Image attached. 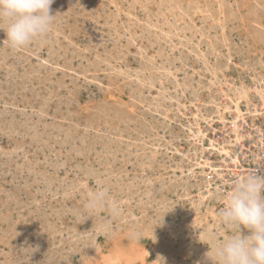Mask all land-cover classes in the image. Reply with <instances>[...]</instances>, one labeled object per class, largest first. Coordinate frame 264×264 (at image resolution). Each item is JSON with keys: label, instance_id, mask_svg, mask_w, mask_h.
Returning a JSON list of instances; mask_svg holds the SVG:
<instances>
[{"label": "rangeland", "instance_id": "rangeland-1", "mask_svg": "<svg viewBox=\"0 0 264 264\" xmlns=\"http://www.w3.org/2000/svg\"><path fill=\"white\" fill-rule=\"evenodd\" d=\"M180 1L190 0H54L55 31L47 42L21 51L3 46L6 34L0 30V264H213L207 253L214 244L238 234L218 222V212L233 177L252 167L264 174V162L256 165L264 159V106L253 93L248 108L242 105L246 123H238L244 136L238 144L217 120L209 126L200 118L195 122L194 115L202 101L209 106L220 97V84L211 78L216 67L220 66L224 83L244 82L253 89L258 81L264 84V40L258 39H264V0H205L214 16L203 11L179 13L175 6ZM151 77L157 79L155 85H150ZM174 83L179 87L174 89ZM198 128L207 136L199 137ZM256 132L262 144L255 139ZM228 140L229 155L210 150V141ZM135 150L140 152L136 155ZM233 153L240 161L235 170L230 162ZM206 160L212 168L195 166ZM76 185L84 187L72 191ZM98 186L120 204L119 217H112L110 207H105L87 218V192ZM108 221L111 233L95 227ZM133 231L136 239L130 237Z\"/></svg>", "mask_w": 264, "mask_h": 264}, {"label": "clouds", "instance_id": "clouds-1", "mask_svg": "<svg viewBox=\"0 0 264 264\" xmlns=\"http://www.w3.org/2000/svg\"><path fill=\"white\" fill-rule=\"evenodd\" d=\"M54 0H0V30L6 34L3 46L21 51L34 43H45L57 26V14L52 13ZM261 159L256 165H262ZM260 168L233 177L229 189L222 194L224 207L218 212V222L238 234L223 237L207 256L214 264H264V174ZM83 185H76L78 191ZM110 207L112 217L122 214L120 204L112 199L106 188L89 190L84 204L88 217ZM105 234L111 233V221L95 225ZM242 229L248 230L247 235ZM132 239L138 237L133 231ZM164 261V260H163Z\"/></svg>", "mask_w": 264, "mask_h": 264}, {"label": "bare ground", "instance_id": "bare-ground-1", "mask_svg": "<svg viewBox=\"0 0 264 264\" xmlns=\"http://www.w3.org/2000/svg\"><path fill=\"white\" fill-rule=\"evenodd\" d=\"M162 1V0H161ZM205 1V0H204ZM210 1H212V0H210ZM210 1H205V2H201V1H194V0H190V1H188V2H183V1H180V2H177V4H176V6H175V10L177 11V12H179V13H181V12H184V13H190V12H197V11H203V12H205L206 14H210V15H213L214 16V14H212L213 13V11L211 10L212 9V6L209 4V2ZM220 1V0H219ZM218 1V2H219ZM143 2V1H142ZM164 2V1H163ZM170 2H171V0H170ZM213 2V1H212ZM223 2H225V1H223ZM174 2H172V4H173ZM236 3V2H235ZM262 3V2H261ZM137 4V3H136ZM164 4H167V3H164ZM212 4V3H211ZM223 4H225V3H223ZM228 4V3H227ZM234 4V3H233ZM135 5V4H134ZM219 5V4H218ZM236 5H238V4H236ZM160 6V5H159ZM168 6V5H167ZM166 6V7H167ZM225 7L227 6V5H224ZM231 6H233V5H231ZM261 6H263V5H261ZM161 7V6H160ZM165 7V8H166ZM171 8H172V6H170ZM230 7V6H229ZM215 8H216V6H215ZM233 8V7H232ZM218 9H220V7L218 8ZM226 9V8H225ZM261 9H264L263 7L261 8ZM158 9H156V11H157ZM174 10V9H173ZM220 10H223V9H220ZM230 10V9H229ZM231 10H233V9H231ZM231 10H230V12H231ZM235 10V9H234ZM233 10V11H234ZM124 11V10H123ZM264 11V10H263ZM172 12V11H171ZM171 12H169V13H171ZM215 12V11H214ZM221 12V11H220ZM224 12V11H223ZM226 12V11H225ZM255 12V11H254ZM159 13V12H158ZM167 13H168V11H167ZM198 13V12H197ZM155 14V13H154ZM163 14V13H162ZM172 14H174V13H172ZM233 14V13H232ZM151 15V14H150ZM171 15V14H170ZM194 15V14H193ZM234 15H236V14H234ZM253 15H256V13H254ZM216 17H218V19H216L218 22H220V16H218V14L217 15H215ZM230 16L233 18V16L230 14ZM145 17V16H144ZM164 17H165V15H164ZM231 17H229V18H231ZM241 17V16H240ZM256 17V16H255ZM152 18V17H151ZM178 18V17H177ZM186 18V17H185ZM193 18H194V16H193ZM235 18V17H234ZM254 18V17H253ZM174 19V18H173ZM184 19V18H183ZM239 19V18H238ZM237 19V20H238ZM242 19V18H241ZM258 19V18H257ZM143 20V19H142ZM194 20V19H193ZM201 20V19H200ZM199 20V21H200ZM206 20V19H205ZM225 20V19H224ZM229 20H231V21H236V20H233V19H229ZM240 20V19H239ZM238 20V21H239ZM147 21V20H146ZM179 21V20H178ZM182 21V20H181ZM180 21V22H181ZM198 21V23H200ZM228 21V20H227ZM256 21V20H255ZM254 20L252 21V22H255ZM175 22V21H174ZM203 22V21H202ZM208 21H206V23H207ZM256 22H258L259 23V19H258V21H256ZM146 23V22H145ZM157 23V22H156ZM188 23V22H187ZM204 23L205 22H203V25H204ZM222 23V22H221ZM224 23V22H223ZM258 23H256L257 25H258ZM148 24V23H147ZM153 24H155V23H153ZM182 24V23H181ZM185 24V23H184ZM189 24V23H188ZM192 24V23H191ZM229 24H231V23H229ZM152 25V24H151ZM183 25V24H182ZM233 25V24H232ZM259 25H260V23H259ZM135 26V25H134ZM139 26V25H138ZM168 26V25H167ZM255 26V25H254ZM131 27V26H130ZM163 27H165V26H163ZM185 27V26H184ZM202 27H204V26H202ZM219 27V26H218ZM227 27V26H226ZM233 27V26H232ZM261 27V26H260ZM127 28H128V26H127ZM140 28V27H139ZM160 28V27H159ZM211 28V27H210ZM234 28V27H233ZM258 28V27H257ZM133 29V28H132ZM135 29V28H134ZM137 29H138V27H137ZM142 29V28H141ZM150 29V28H149ZM176 28H174V30H175ZM189 29V28H188ZM208 29V28H207ZM212 29V28H211ZM164 30H166V28L164 29ZM173 30V29H172ZM177 30V29H176ZM175 30V31H176ZM191 30V29H190ZM195 30V29H194ZM215 30V29H214ZM216 30H217V28H216ZM234 30V29H233ZM262 30H264V29H262ZM167 31V30H166ZM231 31H232V29H231ZM118 32H120V31H118ZM130 32V31H129ZM151 32V31H150ZM155 32V31H154ZM153 32V33H154ZM160 32V31H159ZM193 32V31H192ZM202 32H203V30H202ZM212 31H210V33H211ZM216 32V31H215ZM229 32H230V29H229ZM229 32H228V34H229ZM260 32H261V30H260ZM166 33V32H165ZM171 33V32H170ZM175 33V32H174ZM189 33V32H188ZM203 33H205V32H203ZM232 32H230V34H231ZM148 34V33H147ZM146 34V35H147ZM183 34H185V33H183ZM190 34V33H189ZM201 34V33H200ZM213 34V33H212ZM262 34V33H261ZM149 35V34H148ZM150 35H152V34H150ZM161 35H163V34H161ZM166 35H168V32L166 33ZM170 35V34H169ZM177 35V34H176ZM182 35V34H181ZM186 35H188L187 33H186ZM197 35V34H196ZM220 35V34H219ZM224 35V34H223ZM141 36V35H140ZM144 36V35H143ZM172 36V35H171ZM190 36V35H189ZM221 36V35H220ZM225 36V35H224ZM232 36V35H231ZM255 36V35H254ZM120 37V36H119ZM213 37V36H212ZM217 37V36H216ZM230 37V36H229ZM116 38V37H115ZM138 38V37H137ZM162 38V37H161ZM168 38V37H167ZM171 38V37H170ZM191 38V37H190ZM194 38H195V35H194ZM228 38V37H227ZM130 39V38H129ZM145 39H147V38H145ZM151 39V38H150ZM154 39V38H153ZM164 39H166V37L164 38ZM200 39V38H199ZM203 39V38H202ZM258 39L259 40H261V42H263V37H262V39H260V37H258ZM137 40V39H136ZM141 40H142V37H141ZM163 40V39H162ZM172 40V39H171ZM174 40V39H173ZM172 40V41H173ZM178 40V39H177ZM182 40V39H181ZM187 40V39H186ZM211 40H212V38H211ZM220 40V39H219ZM253 40H254V38H253ZM130 41H132V40H130ZM140 41V40H139ZM147 41V40H146ZM146 41H144V42H146ZM148 41H149V39H148ZM180 41V40H179ZM188 41V40H187ZM194 41V40H193ZM218 40H216V42H217ZM232 41V40H231ZM175 42H177L176 40H175ZM175 42H173L174 43V45H175ZM137 43V42H136ZM141 43V42H140ZM257 43H259V42H257ZM132 44H134V43H131V45ZM146 44V43H145ZM167 44V43H166ZM179 44V43H178ZM189 44V43H188ZM200 44V43H199ZM216 44V43H215ZM254 44V43H253ZM131 45H130V47H131ZM146 45H148V43L146 44ZM150 45V44H149ZM167 45H169V44H167ZM171 45V44H170ZM206 45V44H205ZM220 45V44H219ZM260 45V44H259ZM151 46V45H150ZM172 46V45H171ZM208 46V45H207ZM256 46V45H255ZM195 48H196V46H194ZM199 47V46H198ZM200 47H202L201 46V44H200ZM222 47V46H221ZM232 47V46H231ZM233 47H235V46H233ZM171 48V47H170ZM172 48H174V47H172ZM187 48V47H186ZM191 48V47H190ZM164 49V48H163ZM197 49V48H196ZM200 49V48H199ZM212 49H214V48H212ZM212 49H209V51H211ZM232 49V48H231ZM130 50V49H129ZM139 50V49H138ZM165 50V49H164ZM182 50V49H181ZM191 50V49H190ZM224 50H226V49H224ZM151 51V50H150ZM170 50L168 49V51L167 52H169ZM173 51V50H172ZM139 52V51H138ZM174 52V51H173ZM187 52V51H186ZM190 52V51H189ZM199 52V51H198ZM205 52H206V50H205ZM124 53H126V52H124ZM170 53V52H169ZM188 53V52H187ZM196 53H197V50H196ZM200 53V52H199ZM218 53V52H217ZM221 53V52H220ZM233 53V52H232ZM163 54H165V53H163ZM167 54V53H166ZM189 54V53H188ZM207 54V53H206ZM216 54V53H215ZM227 54V53H226ZM104 55V54H103ZM171 55V54H170ZM197 55H198V53H197ZM196 55V56H197ZM201 55V54H200ZM199 55V56H200ZM217 55V54H216ZM233 55V54H232ZM111 56V55H110ZM162 56V55H161ZM166 56V55H165ZM174 56V55H173ZM100 57H102V56H100ZM206 57V56H205ZM229 57V56H228ZM262 57V56H261ZM260 57V58H261ZM110 58V57H109ZM127 58V57H126ZM161 58V57H160ZM189 58V57H188ZM187 58V59H188ZM196 58V57H195ZM199 58V57H198ZM201 58V57H200ZM212 58V57H211ZM231 58V57H230ZM159 59V58H158ZM169 59V58H168ZM217 60H218V56H217V58H216ZM228 59V58H227ZM226 59V60H227ZM108 60V59H107ZM149 60H151V58L149 59ZM189 60V59H188ZM187 60V61H188ZM203 60V59H202ZM205 60H206V58H205ZM226 60H224V62H226ZM146 61V60H145ZM160 61V60H159ZM181 61V60H180ZM179 61V62H180ZM184 61V60H183ZM200 61V60H199ZM221 61V60H220ZM104 62V61H103ZM173 62V61H172ZM207 62V61H206ZM122 63V62H121ZM143 63V62H142ZM156 63V62H155ZM187 63V62H186ZM190 63V62H189ZM209 63V62H208ZM221 63V62H220ZM256 63H258V62H256ZM102 64H104V63H102ZM112 64V63H111ZM117 64V63H116ZM154 64V63H153ZM181 64V63H180ZM206 64V63H205ZM205 64H204V62H203V65L205 66ZM210 64V63H209ZM208 64V65H209ZM223 64V63H222ZM221 64V65H222ZM226 64H229V63H226ZM263 64V63H262ZM261 64V65H262ZM109 65V64H108ZM127 65V64H126ZM150 65V64H149ZM177 65V64H176ZM202 65V64H201ZM212 65V64H211ZM214 65H216V64H214ZM117 66V65H116ZM124 66V65H123ZM146 66V65H145ZM148 66V65H147ZM153 66V65H152ZM155 66V65H154ZM162 66V65H161ZM187 66V65H186ZM199 66V65H198ZM218 66V65H217ZM230 66V65H229ZM128 67V66H127ZM168 67V66H167ZM207 67V66H206ZM209 67V66H208ZM220 67V66H219ZM219 67H216V68H214V70L213 71H211L212 72V74L211 75H213L211 78H213L212 79V81H214L215 83H219L220 84V87L218 88L219 90H220V94H218L220 97L219 98H217V99H215V97L213 98V100H211V102L208 104L209 106H207V107H210V105L212 106L211 108H210V110L211 111H209V109L208 108H206V106H205V104H203L204 103V101H202L201 102V104H200V106L198 107V111H197V114L196 115H194V116H196V119H195V122H196V120H197V118H200V120L202 121V122H206V123H208L209 124V126L211 125V122L212 123H214L213 121L215 120V122H216V120L219 122V123H221V129L222 130H226L227 128H229L228 130H230L233 134H234V142L235 143H241V141L243 140V138H244V136H243V134H241L240 133V127H241V125L243 126L245 123H246V118H245V115H243L242 114V109H241V107H242V105L243 104H246V108H248V104H249V102H250V98H251V95H252V93L255 95V97L261 102V104H262V106H264V84H263V82H260V81H258L257 83L258 84H256V85H254L255 87H254V89H253V86H247L244 82H240V83H230V82H223V81H221V78L219 77V75H222V74H219V72H220V68ZM223 67V66H222ZM99 68H100V66H99ZM116 68V67H115ZM118 68V67H117ZM158 68V67H157ZM183 68V67H182ZM181 68V69H182ZM201 68V67H200ZM226 68V67H225ZM228 68V67H227ZM255 67H253V69H254ZM124 69V68H123ZM144 69H145V67H144ZM152 69V68H151ZM168 69V68H167ZM175 69H176V67H175ZM199 69V68H198ZM206 69H208V68H206ZM210 69V68H209ZM213 69V68H212ZM223 69V68H222ZM264 69V68H263ZM112 70V69H111ZM158 70V69H157ZM166 70V69H165ZM179 70V69H178ZM228 70V69H227ZM116 71V70H115ZM141 71V70H140ZM145 71V70H144ZM199 71H201V70H199ZM208 71H210V70H208ZM222 71V70H221ZM254 71V70H253ZM125 72V71H124ZM164 72V71H163ZM169 72H171L170 70H169ZM169 72H167V73H169ZM173 72V71H172ZM195 72H197V73H199L198 71H195ZM224 72H227L226 70L224 71ZM256 72V71H255ZM126 73V72H125ZM130 73H131V71H130ZM135 73H137V72H135ZM142 73V72H141ZM146 73V72H145ZM194 73V72H193ZM201 73V72H200ZM199 73V74H200ZM205 73L207 74V72H206V70H205ZM210 73V72H209ZM254 73V72H253ZM117 74V73H116ZM128 74H129V72H128ZM137 74H139V73H137ZM164 74V73H163ZM162 74V75H163ZM174 74V73H173ZM176 74H177V72H176ZM257 74V73H256ZM123 75V74H122ZM135 75V74H134ZM140 75V74H139ZM146 75V74H145ZM153 75V74H152ZM156 75V74H155ZM165 75H166V72H165ZM254 75V74H253ZM258 75V74H257ZM128 76V75H127ZM129 76H130V74H129ZM135 76H137V75H135ZM177 77H178V75H176ZM176 76H175V78H176ZM193 76V75H192ZM200 76V75H199ZM203 76H204V74H203ZM203 76H202V79H203ZM206 76V75H205ZM224 76V75H223ZM259 76V75H258ZM257 76V77H258ZM139 77V76H138ZM149 77V76H148ZM153 77V76H152ZM149 78V83H150V85L151 84H154V82H156L157 81V79L156 80H153V78ZM162 77V76H161ZM160 77V78H161ZM167 77V76H166ZM168 77H169V75H168ZM194 77V76H193ZM192 77V78H193ZM260 77V76H259ZM117 78V77H116ZM128 78V77H127ZM135 79H137L136 77H134ZM141 78V77H140ZM156 78V77H155ZM204 78H206V77H204ZM253 78V77H252ZM261 78V77H260ZM144 79V78H143ZM142 79V80H143ZM148 79V78H147ZM163 79H164V76H163ZM169 79V78H168ZM210 79V78H209ZM208 79V80H209ZM228 79V78H227ZM231 79V78H230ZM230 79H229V81H230ZM140 80V79H139ZM166 80H167V78H166ZM188 80V79H187ZM193 80V79H192ZM201 80V79H200ZM253 81H254V79H252ZM256 80H258V78L256 79ZM263 80V79H262ZM132 81V80H131ZM145 80H143V82H144ZM160 81V80H159ZM158 81V82H159ZM169 81V80H168ZM204 81V80H203ZM133 82V81H132ZM161 82H163V81H161ZM165 82V81H164ZM173 82V81H172ZM177 83H178V81H176ZM189 82H191V81H189ZM189 82H188V84H189ZM199 82V81H198ZM201 82V81H200ZM200 82H199V84H200ZM206 82H207V79H206ZM210 82H211V80H210ZM224 83V87H225V89L222 87L223 85V83ZM128 83H129V81H128ZM136 83V82H135ZM177 83H174V89H176L177 87H179L178 86V84ZM252 83H254V82H252ZM143 84H145V83H143ZM171 84V83H170ZM169 84V85H170ZM179 84H181V83H179ZM186 84V83H185ZM191 84H192V82H191ZM214 83L212 82V85H213ZM219 84H216V85H219ZM147 85V84H146ZM150 85L148 86V87H150ZM155 85V84H154ZM166 85V84H165ZM164 85V86H165ZM172 85V84H171ZM139 86H141V85H139ZM143 86H145V85H142V87ZM173 86V85H172ZM196 86H198V85H196ZM201 86V85H200ZM207 86V85H206ZM132 87V86H131ZM134 87V86H133ZM138 87V86H137ZM141 87V88H142ZM153 87V86H152ZM161 87V85L159 86V88ZM166 87V86H165ZM204 87V86H203ZM213 87V86H212ZM146 88V87H145ZM154 88H155V86H154ZM182 88V87H181ZM189 88H190V85H189ZM144 89V88H143ZM158 89V88H157ZM162 89H163V87H162ZM201 89V88H200ZM204 89V88H203ZM212 89H214V88H212ZM211 89V90H212ZM151 90V89H150ZM158 90H160V89H158ZM193 90V89H192ZM191 90V92H193L194 93V91H192ZM195 90H196V88H195ZM138 91H139V89H138ZM148 92H149V90H147ZM160 91H162V90H160ZM166 91V90H165ZM178 91V90H177ZM190 91V90H189ZM213 91V90H212ZM214 91H216V89L214 90ZM213 91V92H214ZM141 92H142V90H141ZM147 92V93H148ZM159 92V91H158ZM168 91H166V93H167ZM175 92V91H174ZM217 92H219V91H217ZM136 93H138L137 91H136ZM135 93V94H136ZM164 93V92H163ZM184 93V92H183ZM189 93V92H188ZM216 93V92H215ZM215 93H213V94H215ZM158 94V93H157ZM165 94V93H164ZM169 94H170V92H169ZM190 94V93H189ZM189 94H188V96H189ZM197 93H195V95H196ZM199 94V93H198ZM123 95V94H122ZM176 95V94H175ZM181 96H184V95H182V94H180ZM115 96V95H114ZM120 96V95H119ZM138 96H141V95H138ZM164 96V95H163ZM166 96H168V95H166ZM165 96V97H166ZM170 96V95H169ZM168 96V97H169ZM216 96H217V93H216ZM145 97V96H144ZM143 97V98H144ZM157 97H159V95H157ZM177 97V96H176ZM180 97V96H179ZM195 97H197V96H195ZM213 97V96H212ZM114 98V97H113ZM118 98V97H117ZM136 98V97H135ZM138 98V97H137ZM148 98V97H147ZM152 98V97H151ZM173 98H174V95H173ZM181 98V97H180ZM209 98V97H208ZM115 99V98H114ZM130 99V98H129ZM131 99H134V98H131ZM139 99V98H138ZM146 99V98H145ZM144 99V100H145ZM156 99V98H155ZM165 99V98H164ZM170 99V98H169ZM171 99H172V97H171ZM175 99V98H174ZM177 99H179V98H177ZM182 99V98H181ZM188 99V98H187ZM197 99V98H196ZM196 99H194V100H196ZM207 99V98H206ZM118 100V99H117ZM137 100V99H136ZM144 100H143V102H144ZM158 100H160V98H158ZM167 100V99H166ZM173 100V99H172ZM198 100H200V99H198ZM137 101H139L140 102V100H137ZM152 101H154V99L152 100ZM151 101V102H152ZM156 101H157V99H156ZM161 101V100H160ZM163 101V100H162ZM165 101V100H164ZM169 101H171V100H169ZM176 101V100H175ZM179 101V100H178ZM188 101H189V99H188ZM120 102V101H119ZM146 102V101H145ZM150 102V104H152ZM159 102V101H158ZM168 102V101H167ZM209 102V101H208ZM165 103V102H164ZM170 104H171V102H169ZM191 103V102H190ZM190 103H188V105L190 104ZM207 103V102H206ZM157 104H159V103H156V106H157ZM169 104V105H170ZM192 104H193V102H192ZM191 104V105H192ZM196 104V103H195ZM147 105V104H146ZM160 105V104H159ZM148 106V105H147ZM152 105H150V107H151ZM156 106H153V107H155V109L156 108H158V107H156ZM164 106V105H163ZM166 106V105H165ZM190 106V105H189ZM145 107V106H144ZM160 107V106H159ZM192 107V106H191ZM195 107H197V106H195ZM130 108H132L131 107V105H130ZM164 108V107H163ZM166 108H167V106H166ZM206 108V109H205ZM155 109H153V110H155ZM161 110H162V108H160ZM159 109V110H160ZM168 109V108H167ZM133 110H134V108H133ZM148 110H150V109H148ZM152 110V109H151ZM157 110V109H156ZM155 110V112L157 113L158 111H156ZM171 110V109H170ZM165 111H166V109H165ZM150 112V111H149ZM161 112V111H160ZM169 112V111H168ZM133 113H135V111L133 112ZM138 113V112H137ZM166 113H167V111H166ZM195 113V112H194ZM127 114V113H126ZM148 114V113H147ZM135 115V114H134ZM160 116H162L161 114H159ZM190 115H192V114H190ZM144 116V115H143ZM146 116V115H145ZM118 118H120L119 116H117ZM125 117H127V116H125ZM142 118H145V117H142ZM125 119V118H124ZM127 119V118H126ZM126 119H125V121H126ZM135 119V118H134ZM133 119V120H134ZM141 119V118H140ZM123 120V119H122ZM146 121V119H143V121ZM128 122H129V120H127ZM132 121V120H131ZM135 121H136V119H135ZM134 121V122H135ZM154 121H155V119H154ZM198 121V120H197ZM119 123H120V121H118ZM134 122H132V123H134ZM140 122H141V120H140ZM151 122V121H150ZM153 122V121H152ZM193 122H194V120H193ZM229 122V123H228ZM239 122H241L242 124L241 125H238V123ZM124 123V122H123ZM136 123V122H135ZM144 123V122H143ZM148 124H147V126L149 125V122H147ZM155 123V122H154ZM198 123V122H197ZM121 124V123H120ZM120 124H119V126H120ZM145 124V123H144ZM165 124V123H164ZM195 124V123H194ZM123 125H125V124H123ZM128 125H130V123H128ZM138 125V124H137ZM137 125H136V127H137ZM139 125H140V123H139ZM152 125V124H151ZM201 125V124H200ZM199 125V126H200ZM131 126V125H130ZM154 125H152V127H153ZM155 126H156V123H155ZM197 126H198V124H197ZM208 126V125H207ZM208 126V127H209ZM212 126V125H211ZM117 127H118V124H117ZM139 127V126H138ZM141 127H142V123H141ZM130 128V127H129ZM146 127L144 126V128L143 129H145ZM150 128V127H149ZM154 128H156V127H154ZM196 128V127H195ZM116 129V128H115ZM118 129V128H117ZM140 129H142V128H139V130ZM153 129V128H152ZM136 130V129H135ZM134 130V131H135ZM147 130H149V129H146V132H147ZM110 131V130H109ZM112 131H114V130H112ZM120 131V130H119ZM150 131H151V128H150ZM153 131V130H152ZM154 131H156V130H154ZM157 131H159V130H157ZM139 132H141V130L139 131ZM138 132V133H139ZM142 132L144 133V131L142 130ZM145 132V133H146ZM149 132V131H148ZM190 133H192L191 131H189ZM109 133V132H108ZM121 133V132H120ZM120 133H119V135H120ZM156 133V132H155ZM158 133V132H157ZM257 133V136L255 137V139H257L258 141L260 140V137H259V132H256ZM111 134V133H110ZM135 133H133V135H134ZM153 134V133H152ZM193 134V133H192ZM196 134H198V136L200 135V136H202L203 138L204 137H206L207 135L206 134H204L203 133V131L202 130H200L199 128H198V131L196 132ZM121 135H123V134H121ZM136 135V134H135ZM154 135V134H153ZM152 135V136H153ZM159 135H160V132H159ZM130 136V135H129ZM132 136V135H131ZM141 136H142V133H141ZM144 136H146V134L144 135ZM156 136V135H155ZM154 136V137H155ZM158 136V135H157ZM199 136V137H200ZM143 137V136H142ZM149 137V135L147 136V138ZM191 137H193V136H191ZM199 137H197V140L199 139ZM128 138V137H127ZM131 138V137H130ZM133 138L134 137H132V140H133ZM137 138H139V137H137ZM136 137L134 138L135 140L137 139ZM156 138V137H155ZM161 138V137H160ZM195 138V137H194ZM123 139V138H122ZM149 139V138H148ZM165 139V138H164ZM130 140V139H129ZM139 140V139H138ZM160 140V139H159ZM158 140V141H159ZM161 140H162V138H161ZM114 141H116V139L114 140ZM118 141V140H117ZM131 141V140H130ZM134 141V140H133ZM143 141H144V139H143ZM146 141V143H148V140L146 139L145 140ZM153 141V140H152ZM154 141H155V139H154ZM154 141H153V143H154ZM157 141V142H158ZM164 141V140H163ZM201 143H202V141L201 140H199ZM110 142H111V140H110ZM136 142V141H135ZM139 142H140V140H139ZM156 142V141H155ZM156 142V143H157ZM119 143V145H120V142H118ZM132 143V142H131ZM145 143V142H144ZM145 143V144H146ZM258 143H260V144H262L263 143V141H261L260 140V142H258ZM117 144V143H116ZM129 144V143H128ZM135 144V143H134ZM158 144H160V142L158 143ZM232 143H231V141L230 140H228V141H216V142H214V141H210L209 142V147H210V150H213V151H217L220 155H223V154H225V155H229L232 151H231V149L229 148L230 147V145H231ZM108 145H110V144H108ZM112 145H114V143L112 144ZM125 145V144H124ZM127 145V144H126ZM125 145V147H126V150H127V146ZM135 145H137V144H135ZM143 145V144H142ZM141 145V146H142ZM147 145V144H146ZM152 144H150V146H151ZM161 145H163V144H161ZM117 146V145H116ZM121 146H122V144H121ZM130 146V145H129ZM137 146H139V143H138V145ZM136 146V147H137ZM159 146V145H158ZM106 147H108L107 145H106ZM118 147H120V146H118ZM117 147V148H118ZM163 147H166V146H163ZM109 148H111V146L109 147ZM133 148V147H132ZM135 148V147H134ZM138 148V147H137ZM142 148V147H141ZM201 148H202V146H201ZM105 149V148H104ZM119 149V148H118ZM136 149V148H135ZM147 149H149V148H147ZM157 149H158V147H156V151H155V153H157ZM204 149V148H203ZM230 149V152H228V150ZM110 150V149H109ZM114 150H116L117 151V149H114ZM122 150H125V148L124 149H122ZM121 150V151H122ZM130 150V149H129ZM146 150V149H145ZM150 150H152V149H150ZM200 150V149H199ZM106 151H108V148L106 149ZM128 151V150H127ZM138 151V150H137ZM137 151L135 150V153H136V155H137ZM149 151V150H148ZM153 151V150H152ZM202 152L204 151V150H201ZM109 152V151H108ZM113 152V151H112ZM140 151H138V153H139ZM146 152V151H145ZM150 152V151H149ZM114 153H116V152H114ZM121 153V152H120ZM126 153V152H125ZM131 153V152H130ZM134 153V152H133ZM143 153H144V151H143ZM154 153V156L156 155ZM108 154V153H107ZM127 154H128V152H127ZM234 154V156H233V158L230 160V162H233V165H234V170L235 169H237V164L240 162L239 161V155L237 154V153H233ZM115 155V154H114ZM119 155V154H118ZM123 155V154H122ZM125 155V154H124ZM129 155V154H128ZM141 155V154H140ZM152 155V154H151ZM159 155V154H158ZM156 156V157H159V156ZM195 155H197V154H195ZM116 156V155H115ZM119 156H121V155H119ZM131 156V155H130ZM146 156V155H145ZM199 156V155H198ZM201 156V155H200ZM129 157V156H128ZM136 157H138V156H136ZM141 157H142V155H141ZM151 157V156H150ZM152 157H153V155H152ZM187 157V156H186ZM192 157V156H191ZM126 158V157H125ZM155 158V157H154ZM188 158V157H187ZM141 159V158H140ZM156 159V158H155ZM197 159V158H196ZM139 160V159H138ZM144 160H146V158L144 159ZM198 160V159H197ZM141 161V160H140ZM195 162V161H194ZM201 162H203V161H201ZM201 162H199L197 165H195V166H204V167H208V166H212V165H210L209 163H208V161L206 160L204 163H201ZM191 163V162H190ZM197 163V162H196ZM142 164H144V163H142ZM192 164V163H191ZM143 166V165H142ZM198 166V167H199ZM154 167V166H153ZM225 167V166H224ZM212 168V167H211ZM146 169V168H145ZM151 169V168H150ZM195 169V168H194ZM110 170V169H109ZM112 170V169H111ZM190 170V169H189ZM94 171V170H93ZM113 171V170H112ZM165 171V170H164ZM193 171H195V170H193ZM95 172V171H94ZM97 172V171H96ZM105 172V171H104ZM88 173V172H87ZM89 173H91V171L89 172ZM93 173V172H92ZM91 173V174H92ZM106 173H110V172H107L106 171ZM165 173V172H164ZM163 173V174H164ZM203 173V172H202ZM107 174V176H109ZM111 174V173H110ZM113 174V173H112ZM115 174V173H114ZM113 174V175H114ZM90 175V174H89ZM116 175V174H115ZM118 175V174H117ZM148 175V174H147ZM155 175V174H154ZM166 175V174H165ZM94 176V175H93ZM96 176V175H95ZM101 176V175H100ZM104 176H105V173H104ZM103 176V177H104ZM146 176V175H145ZM191 176V175H190ZM97 177V176H96ZM112 177V176H111ZM118 177V176H117ZM99 178V177H98ZM105 178V180L107 179L106 177H104ZM109 178H110V176H109ZM112 178H115V176L114 177H112ZM112 178H111V180H112ZM118 180H119V177L117 178ZM104 180V179H103ZM107 180H109V179H107ZM117 180V181H118ZM168 180V179H167ZM153 181V180H152ZM162 181H164V180H162ZM103 182V181H102ZM113 182H116V181H113ZM160 182V181H159ZM108 183V182H107ZM106 183V184H107ZM141 183V182H140ZM164 183H166V182H164ZM183 183V182H182ZM185 183V182H184ZM105 184V183H104ZM104 184H103V186H104ZM150 184H152V183H150ZM109 185H111V184H109ZM114 185V184H113ZM160 185V184H159ZM158 185V186H159ZM164 185V184H163ZM148 186V185H147ZM161 187V186H160ZM149 188H150V186H149ZM191 188V187H190ZM125 189V188H124ZM128 189V188H127ZM165 189V188H164ZM133 190H135V189H133ZM158 190H159V188H158ZM158 190H156V191H158ZM162 190V189H161ZM179 190H180V188H179ZM183 191V190H182ZM127 192V191H126ZM156 193V192H155ZM159 193H161V192H159ZM169 193V192H168ZM167 194V193H166ZM132 195H134V194H132ZM169 195V194H168ZM135 197V196H134ZM164 197V196H163ZM167 198V197H166ZM159 199V198H158ZM132 200V199H131ZM162 200H163V198H162ZM167 201V200H166ZM168 201H169V199H168ZM197 201H198V199H197ZM156 202V201H155ZM158 202V201H157ZM153 203V202H152ZM168 203V202H167ZM196 203H198V202H196ZM160 204V203H159ZM155 205H156V203H155ZM199 205H200V202H199ZM203 206V205H202ZM141 207V206H140ZM149 207V206H148ZM151 207V206H150ZM155 207V206H154ZM162 207V206H161ZM192 207V206H191ZM196 207V206H195ZM199 208V207H198ZM197 208V209H198ZM200 209V208H199ZM194 210V209H193ZM192 210V211H193ZM140 211V210H139ZM198 211V210H197ZM132 212V211H131ZM141 212V211H140ZM196 212V211H195ZM145 213V212H144ZM201 213V212H200ZM191 214V213H190ZM131 216V215H130ZM194 216V215H193ZM126 217V216H125ZM188 217V216H187ZM195 217H196V215H195ZM130 218V217H129ZM134 218V217H133ZM183 218V217H182ZM197 218V217H196ZM127 220V219H126ZM195 220V219H194ZM215 220H217V219H215ZM196 221V220H195ZM194 222V221H193ZM206 222V221H205ZM200 223V222H199ZM187 225V224H186ZM202 225V224H201ZM217 225H219V224H217ZM205 226V225H204ZM185 227V226H184ZM193 227V226H192ZM179 231V230H178ZM187 231V230H186ZM196 231V230H195ZM202 232V231H201ZM222 232V231H221ZM218 234V233H217ZM220 234V233H219ZM191 235V234H190ZM212 234H210V236H211ZM200 237V236H199ZM221 237H223V236H221ZM172 238H174V237H172ZM210 238V237H209ZM175 239H177L176 237H175ZM174 240V239H173ZM200 240V239H199ZM204 240V239H203ZM209 241V240H208ZM215 242V241H214ZM168 246V245H167ZM197 249H198V247H197ZM196 252H197V250H196ZM206 252V251H205ZM204 259V258H203ZM211 260V259H210ZM204 262V261H203ZM212 263V262H211ZM202 264V263H201ZM214 264V263H213Z\"/></svg>", "mask_w": 264, "mask_h": 264}]
</instances>
